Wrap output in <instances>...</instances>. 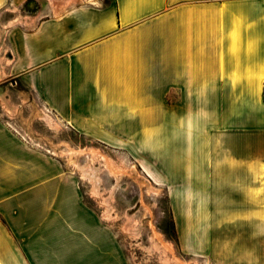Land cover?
<instances>
[{
  "label": "crops",
  "instance_id": "1",
  "mask_svg": "<svg viewBox=\"0 0 264 264\" xmlns=\"http://www.w3.org/2000/svg\"><path fill=\"white\" fill-rule=\"evenodd\" d=\"M49 2L70 7L6 26L8 75L166 184L184 262L264 264V0ZM24 141L0 114V264H128L59 162Z\"/></svg>",
  "mask_w": 264,
  "mask_h": 264
},
{
  "label": "rangeland",
  "instance_id": "2",
  "mask_svg": "<svg viewBox=\"0 0 264 264\" xmlns=\"http://www.w3.org/2000/svg\"><path fill=\"white\" fill-rule=\"evenodd\" d=\"M6 7H0V114L33 150L59 162L64 176L76 183L85 205L121 245L128 264H183L166 184L155 180L128 147L73 133L50 114L37 95L8 75L10 34L6 26L10 21L19 19L17 28L31 29L70 6L54 10L49 0H29L27 5L13 7V13H6ZM44 115L51 118L50 125L41 118ZM105 161L113 166H104ZM81 168L91 173V180L82 177ZM107 208L110 218L105 216Z\"/></svg>",
  "mask_w": 264,
  "mask_h": 264
},
{
  "label": "bare ground",
  "instance_id": "3",
  "mask_svg": "<svg viewBox=\"0 0 264 264\" xmlns=\"http://www.w3.org/2000/svg\"><path fill=\"white\" fill-rule=\"evenodd\" d=\"M41 118H42V119H43L48 125L51 124V118H50L48 115H44V116H42ZM51 151H52V150H51ZM51 151H49L48 153H50L51 155L54 156V152L52 153ZM69 163H74V161L71 160V161H69ZM103 164H104V166H106V167H108V168H110L111 166H113V163L110 164L108 161L103 162ZM80 170H81V175H82L83 178H87V179H89V180L92 179V177H91V173L88 172L87 169H85V168H81ZM109 172H111V171H109ZM93 192H94V194L99 195V192L96 191L95 189H93ZM104 203H106V200H104ZM109 212H110V211H109V208H107V209H106V212H105V216L110 218V214H109ZM159 242L161 243L160 240H159ZM182 263H183V264H189V263H187V262H182ZM168 264H169V263H168ZM172 264H180V261H174V263H172Z\"/></svg>",
  "mask_w": 264,
  "mask_h": 264
},
{
  "label": "built area",
  "instance_id": "4",
  "mask_svg": "<svg viewBox=\"0 0 264 264\" xmlns=\"http://www.w3.org/2000/svg\"><path fill=\"white\" fill-rule=\"evenodd\" d=\"M98 1H99V0H92L91 5H92V6H96V4H97Z\"/></svg>",
  "mask_w": 264,
  "mask_h": 264
}]
</instances>
